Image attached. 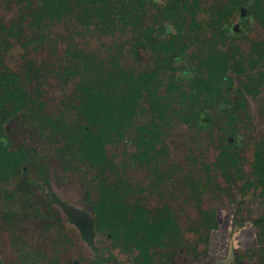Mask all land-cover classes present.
I'll list each match as a JSON object with an SVG mask.
<instances>
[{
  "label": "rangeland",
  "instance_id": "rangeland-1",
  "mask_svg": "<svg viewBox=\"0 0 264 264\" xmlns=\"http://www.w3.org/2000/svg\"><path fill=\"white\" fill-rule=\"evenodd\" d=\"M176 1L181 5L192 2ZM227 3L228 0H199V34L210 32L207 20L219 19L218 10ZM162 4L170 5V1L163 0ZM35 7V1L29 5L24 0H0V22L9 25L23 17L26 26L19 34L0 37V89L10 75L21 76L22 86L30 96L23 111L10 122L4 121L10 148L24 151L28 171L12 175L0 166V264H94L95 257L50 193L92 211L101 233L99 241L107 242L105 234L116 236L109 211L102 207L96 212L92 204L99 202L101 192L121 178L132 186L128 199L141 202L156 219L163 217L165 208L169 209L185 244L183 253L187 258L181 264H264V194L244 186L252 177L256 143H264V78L258 85L250 83L252 77L264 72V60L252 65L248 56L250 52L256 56L253 47L264 39V27L256 15L246 14L241 21L240 11L227 13L226 18L222 13L223 26L228 27L230 20V27L239 24L240 31L230 30L227 35L226 41L232 42L227 50L231 59L220 96L226 101L207 107L209 124L196 127L192 119L184 122L173 115L164 125L147 96L141 101L144 111L136 116L120 117L111 109L108 116L118 117L119 134L113 132L107 142L108 166L97 170L74 157L79 148L74 136L79 142L97 139V125H90L91 115L76 109L80 88L98 80L100 61L118 65L128 61L136 69L142 68L144 48H140L142 58H133L127 52L134 36L129 29L119 28L111 34L91 32L77 20L76 11L66 21L47 22L44 30L28 28L29 12ZM40 34L45 36L42 42L28 43L29 38L37 40ZM122 43L126 47L122 48ZM185 44L186 57L199 46L188 39ZM162 45L168 46V40ZM233 47L237 48L234 56ZM92 56L100 65L92 62ZM185 60L188 62V58ZM238 90L244 95L246 108L238 111V120L226 130L222 109L227 102H236ZM182 109L188 111L187 106ZM161 123L166 127V152L162 159L156 156L158 168L134 163L131 155L137 151L136 126ZM232 133L229 145L225 139ZM70 134L72 140L68 139ZM225 149L238 160L235 170L229 171L227 160L223 161L225 170L217 164ZM226 173H230L229 178ZM212 216L220 233L209 229ZM114 238V242L119 240ZM121 240L127 248L128 240ZM194 253L198 258L193 257Z\"/></svg>",
  "mask_w": 264,
  "mask_h": 264
},
{
  "label": "trees",
  "instance_id": "trees-1",
  "mask_svg": "<svg viewBox=\"0 0 264 264\" xmlns=\"http://www.w3.org/2000/svg\"><path fill=\"white\" fill-rule=\"evenodd\" d=\"M24 1L29 5L36 2V7L30 9L29 18L31 26L37 29L44 30L43 25L47 22L66 21L76 11L77 20L85 24L84 27L91 32L111 34L119 28L129 29L134 36L127 52L132 54L133 58H142L140 48H144V62H141L144 66L139 69L127 64L128 61L119 65L100 61V65L96 56H92L93 60L90 58L94 64L100 65L99 77L97 81L81 86L76 109L87 116L91 115L90 125H97L95 136L97 139H85L82 142L75 139V136L72 139L79 145L74 157H79L97 170L108 166L107 142L110 141L113 132L114 135L119 134L118 117L108 116V111L111 109L120 117L136 116L144 111L141 101L147 96L154 112L164 125L169 123L173 115L182 118L184 122L192 119L196 127H204L210 123L211 116L207 107L223 100L220 96L224 90L225 72L231 59L227 50L232 46V42L226 41L227 35L230 30H234V33L240 31L239 24L230 27V20L228 27L223 26L222 13L225 12L226 18L227 15L229 16L227 13L240 11L241 21L246 14L252 13L264 27V0H228V3L218 10L221 12V15H217L219 19L207 20L211 30L205 34L202 32L199 34L202 30V23L198 20L199 0H192L185 5L179 4L176 0H169L170 5L165 6L162 4L163 0ZM21 31V24L13 22L7 25L0 22V37L7 33L19 34ZM44 39L45 36L40 34L39 39L31 38L28 43L42 42ZM165 39L168 40V46L162 45ZM187 39L191 43L199 44L198 49L188 57H186L188 46L185 44ZM122 46L126 47V44L122 43ZM253 49L256 50V56L251 52L248 54L252 65L264 60V39L256 42ZM233 50L237 48L233 47L232 56L236 55ZM187 58L188 62L185 60ZM234 62L241 65L237 57H234ZM263 78L264 72H261L258 77H252L250 83L258 85ZM2 81L4 83V79ZM25 93L21 80L15 75H10L0 89V166L12 175L17 172L19 175L27 173V166L24 164L25 153L22 149H9L10 141L3 133L4 122L2 123L1 117L4 115L5 122L9 121L21 109L26 97ZM236 95V102L227 99L230 102H227L222 109L226 130L238 120L236 117L238 111L246 108L242 91L238 90ZM224 97L227 98L226 95ZM184 106H187L188 111L183 112ZM7 107L10 109L8 110ZM136 128L137 153L131 155L132 160L134 163L146 164L150 168H158L159 162L156 156L162 159L166 152L163 143L166 127L161 123L159 126L144 124ZM84 129L86 130L87 126ZM232 136L233 133L225 139L229 145ZM68 139L72 140L71 134ZM226 160L229 171L235 170L233 167H236L238 160L225 149L221 151L217 162L221 169H224L223 161ZM251 168L252 177L244 186L245 188L251 186L255 191L264 194V143H256ZM226 174L229 178L230 173ZM29 182L34 184L30 179ZM126 183L122 178L111 183L108 190L101 192L99 202H93L92 207L96 212L102 207L107 208L110 211L112 224L116 227L115 231L130 235L139 248H142L141 242L144 241L146 243L144 251H146L170 236L176 225L168 208H165L167 213L161 219H156L141 202H131L127 195L132 190V186ZM213 218L212 216V221H208L209 228L217 225ZM257 224L259 225L260 222L257 221ZM168 225H171V228Z\"/></svg>",
  "mask_w": 264,
  "mask_h": 264
},
{
  "label": "flooded vegetation",
  "instance_id": "flooded-vegetation-1",
  "mask_svg": "<svg viewBox=\"0 0 264 264\" xmlns=\"http://www.w3.org/2000/svg\"><path fill=\"white\" fill-rule=\"evenodd\" d=\"M24 19L25 18L20 17L18 19V21L17 20H12L11 23L16 22L18 24H21L22 25V29L24 30L26 28V26L24 24V21H23ZM29 22H28L29 23L28 24V28L29 27L31 29L35 28V27L31 26V19H30ZM30 39L31 38H29V40ZM33 43H30V44L32 45ZM26 74H27V72H26ZM17 78L20 80L21 76H19ZM25 92H26V90H25ZM25 95H26V97H24V102L22 103V107L17 113H19L21 110L22 111L24 110L26 101L29 100L30 96L27 94V92L25 93ZM28 112L30 113V111H28ZM16 114L13 117H15ZM4 117L5 116L2 115V117H1L2 122L5 121ZM12 118H10L9 121H7L6 123L10 122L12 120ZM4 123L2 124L3 126L6 124V123L5 124ZM4 129L5 128H3V133H5ZM9 149H11L10 146H9ZM51 199L57 206H58V204L56 203L55 200L56 199L62 200L66 204H69V205H71V206H73L75 208H78L79 210H83V211L87 212L91 216V218L93 219V222H94V247L92 248L85 241V239L82 236V234H81L80 230L78 229V227H76L70 221V219L65 215V213L62 211V209L58 206V208L61 210V212L67 218V220L70 222V224L73 225L78 230V232L80 233V236H81L82 240L84 241L85 245L89 248V251L95 257L96 260L94 261V264H181V263L186 261L187 257L183 253V251L185 249L184 248L185 247L184 240L181 241V237H180L178 231H176V230H178L177 228H175L171 232V235L169 234L170 236H168L166 239L161 240V242L157 243L153 247H150L146 251H144V246H146V243H144V241L141 242L142 248H139V247L136 246V242L134 241V239L130 235L119 233V232L115 231L116 227L112 224V219L109 216V218H110L109 219L110 220V226H111V229L114 231V232L112 231V233L115 234L116 235L115 238L116 239L119 238V240L114 242L111 239V238H114V237H112L111 232H110L109 234H105V236L107 237L108 241L107 242H101V241H99L101 233H100V231H98L99 229L97 228L96 219H95L92 211L90 212V211H88L86 209H82V208L77 207L76 205L70 204L69 202L59 198L58 196L53 195V193H52ZM164 212L167 213V211H165V210H164ZM109 213H110V211H109ZM152 215H154V214H152ZM168 226H169V228H171V225H168ZM209 229L215 231V233H218L221 230V229H219L218 224L215 227L209 228ZM121 239H127L128 240V242H127L128 243L127 244L128 247L127 248L125 247V245L123 244V240H121ZM209 244H211L210 241H209ZM223 246L225 247V243H223ZM105 248H107V249L105 250ZM225 252H226V250H223V252H221L222 255H225ZM182 253H183L184 256H181ZM209 254H210V251H209ZM125 255L128 258H123L122 257V256H125ZM193 257L195 259L198 258L196 253H194ZM228 257H229V254H228ZM75 264H79V263L75 262Z\"/></svg>",
  "mask_w": 264,
  "mask_h": 264
},
{
  "label": "water",
  "instance_id": "water-1",
  "mask_svg": "<svg viewBox=\"0 0 264 264\" xmlns=\"http://www.w3.org/2000/svg\"><path fill=\"white\" fill-rule=\"evenodd\" d=\"M70 221L78 227L85 241L90 247H94V222L91 216L83 211L66 204L62 200H55Z\"/></svg>",
  "mask_w": 264,
  "mask_h": 264
}]
</instances>
